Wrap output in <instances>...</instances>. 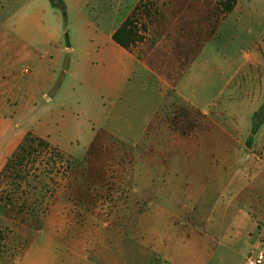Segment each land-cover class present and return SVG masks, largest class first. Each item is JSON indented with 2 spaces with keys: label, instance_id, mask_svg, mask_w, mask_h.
<instances>
[{
  "label": "crops",
  "instance_id": "crops-1",
  "mask_svg": "<svg viewBox=\"0 0 264 264\" xmlns=\"http://www.w3.org/2000/svg\"><path fill=\"white\" fill-rule=\"evenodd\" d=\"M62 1L68 20L65 29H61L53 16L50 24L39 15L26 13L24 10L29 9L26 0H12V6L10 0H0V169L27 134L47 141L63 155H69L75 147L86 153L94 147L96 140L114 135L110 124L116 116L113 117L112 112L126 98L138 69L136 57L113 39L130 12L120 19L121 0H113V4L117 1L118 4L106 14L102 13L101 7L111 0ZM18 4L24 12L16 24L13 11L16 12ZM93 6L99 14L91 19L85 8ZM242 10L241 0H238L178 80V97L203 114L202 125L207 129L201 130L200 125L191 136L164 132L159 128L150 130L149 118L144 120L139 141H134L133 150L140 159L131 171L132 177L138 187L145 184L150 187L149 208L134 228L135 235L141 236L134 238L141 247L139 253L146 256L149 264H211L214 257L219 264H229V255L238 264H245L246 257L252 252L264 255V206L256 205L264 195V162L228 161V157L239 158L237 140L255 138L264 125L254 132L253 119L258 110L248 116L227 115L228 122L234 125L229 130L228 122L225 121L226 126L210 120L209 111L189 99L184 89L189 77L196 72L202 77L206 72L211 77L219 74L221 66L212 59L219 54L215 42L221 40L230 19ZM240 54L235 56L233 67L234 58L225 57L228 58L225 65L229 77L219 89L223 95L233 85L236 89L234 78L245 72L248 64L258 61L256 56ZM209 80L206 86L211 87L212 80ZM230 107L228 104L227 110ZM124 121L125 125L120 120L119 133L129 143L131 134L126 133H132L133 127L130 121ZM144 136L148 141L143 140ZM162 141L165 142L161 144ZM192 151L213 153L220 162L197 166L186 162L180 167L164 163L160 158L155 162L156 158H151L152 163L144 162L148 154L159 157ZM211 169L225 172L226 178L214 180L212 210L196 211V203L208 200L206 171ZM175 170L204 172L201 175L202 182L205 181L200 185L202 192L192 195L186 172L177 175ZM239 170L246 172V180H240ZM192 217L203 221L192 223ZM143 219H150L147 226H141ZM178 219L184 220L181 225H176ZM96 235L82 250L78 245H71L66 260L61 256L54 257L47 250L37 254L38 249L34 251L30 246L22 264H111L112 246L120 247L121 244L112 245L110 232L101 231ZM39 241L41 245L42 240Z\"/></svg>",
  "mask_w": 264,
  "mask_h": 264
},
{
  "label": "rangeland",
  "instance_id": "rangeland-1",
  "mask_svg": "<svg viewBox=\"0 0 264 264\" xmlns=\"http://www.w3.org/2000/svg\"><path fill=\"white\" fill-rule=\"evenodd\" d=\"M26 1L29 6L24 10L26 13L39 15L50 24L53 16L61 29H65L67 18H63L59 9L52 8L50 0ZM228 3L230 0H121L120 19L130 12L128 18H133L137 30L138 40L130 53L136 57L138 69L126 98L112 112L113 117L116 116L110 124L114 135L96 140L94 147L86 153L82 148L75 147L69 155L61 154L63 161L55 153L53 157L45 154L37 156L35 169H31L32 177L26 185L29 194L27 213L12 217L0 213V264H22L30 246L34 251L38 249L37 254L47 250L54 257L61 256L66 260L71 245H78L82 250L101 231L111 233L112 245L121 244L120 247L112 246L111 264H149L146 256L139 253L141 247L134 238L141 236L135 235L134 228L139 224L140 216L149 208L150 187L146 184L138 187L132 177L131 171L140 159L134 153L133 145L141 135L144 120L149 118L150 130L159 128L185 136L193 135L203 124V114L184 104L178 97V80L229 14L225 11ZM9 4L13 5L12 0ZM117 4L118 1L114 4L113 0L105 1L101 7L102 13H109ZM241 6V13L230 19L221 40L214 45L219 54L212 59L221 66V75L211 77L206 72L202 77L196 72L184 87L188 98L201 109L209 111L207 116L210 120L220 125H226L227 115L239 113L248 116L252 111L259 110L264 102V0H241ZM21 7L18 4L16 12L13 11L16 13V24L21 21L24 12ZM85 11L91 19L99 14L95 6L87 7ZM240 53L256 56L258 61L248 64L246 71L234 78L236 89L233 85L223 95L219 89L229 77V69L225 65L228 58L225 57L234 58L232 66L236 61L235 56H240ZM209 79L212 80L211 87L206 86ZM228 104L232 106L231 110H227ZM119 119L124 125V120L130 121V126L132 124V133H126L131 134V140L127 138L129 143L120 137L122 123ZM232 124L228 122L229 126L226 125L229 130L234 128ZM205 129L202 125L201 130ZM143 140L146 142L148 138L144 136ZM237 141L240 146L239 158L228 157V161L246 164L264 162V125L255 138L250 136ZM175 143L178 144L177 141ZM151 156H145L146 164L152 163L151 158H156L154 162L160 158L164 163H174L179 167L186 162L196 166L199 163L215 165L220 162L209 152ZM245 168L243 165L242 169ZM244 170L237 172L240 180L247 179ZM173 172L177 175L186 172L192 195L202 192L200 185L205 184L201 176L204 172ZM224 175L225 172L215 169L206 171L208 200L196 203V211L212 210L214 180L226 178ZM3 184H6L4 180L0 182V197L4 191ZM176 188L175 192L178 190ZM258 202L256 205L264 206V195ZM192 218L195 219L190 220L192 223L203 221ZM149 221L143 219L141 226H147ZM183 221L176 220V225H181ZM39 239L42 240L41 245ZM227 258L229 264H238L233 256ZM211 264H219L218 259L214 257Z\"/></svg>",
  "mask_w": 264,
  "mask_h": 264
},
{
  "label": "trees",
  "instance_id": "trees-1",
  "mask_svg": "<svg viewBox=\"0 0 264 264\" xmlns=\"http://www.w3.org/2000/svg\"><path fill=\"white\" fill-rule=\"evenodd\" d=\"M236 0H230L225 7L226 12H231ZM53 8L59 9L63 18H66V7L62 0H50ZM114 41L126 50H130L138 40L137 30L133 24V18H128L113 35ZM264 123V102L261 108L254 114V132L258 131ZM63 161L57 149L53 148L47 141L37 138L32 134H27L17 149L7 159L4 167L0 171V182L4 180V191L0 197V213L4 216H20L27 213L28 190L26 185L32 177V170L35 167L37 156L45 154L54 156ZM56 157V158H57ZM55 158V157H54ZM32 169V170H31ZM10 183V185H9ZM11 187V190H8ZM24 220L22 219L21 222Z\"/></svg>",
  "mask_w": 264,
  "mask_h": 264
},
{
  "label": "built area",
  "instance_id": "built-area-1",
  "mask_svg": "<svg viewBox=\"0 0 264 264\" xmlns=\"http://www.w3.org/2000/svg\"><path fill=\"white\" fill-rule=\"evenodd\" d=\"M264 261V255L262 253H250L246 259L245 264H262Z\"/></svg>",
  "mask_w": 264,
  "mask_h": 264
}]
</instances>
